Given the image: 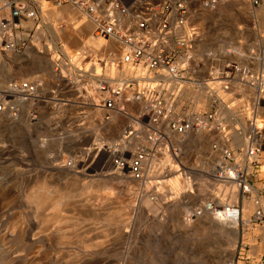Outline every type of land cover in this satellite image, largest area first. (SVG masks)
<instances>
[{
	"label": "rangeland",
	"instance_id": "obj_1",
	"mask_svg": "<svg viewBox=\"0 0 264 264\" xmlns=\"http://www.w3.org/2000/svg\"><path fill=\"white\" fill-rule=\"evenodd\" d=\"M4 1L0 0V5ZM65 7L67 6L54 8V10ZM254 9L256 13L252 16L246 13L245 10H235L233 17L229 16L225 19L217 20L213 30L217 34L220 33L218 34L219 42L216 44L219 49L218 52L215 50H204V55L197 54L200 59H203L204 63L201 72L217 65L218 62L228 57L231 60L230 63L239 64L242 68L248 70L253 77L258 76L259 79L254 81L252 86L244 82L246 78L244 80H235L231 84L232 91L228 94H220L217 91L216 94L219 97L221 95L223 101L217 106L210 105L209 100L205 97V88H202L197 93H192L188 89L189 85L187 82L183 83V89L175 108L177 117L187 112L186 104L188 99L194 97L199 102V105H194V111L217 112V118L211 122V129L203 127L193 129L191 131L195 133L193 137L191 135L186 136V134L181 136L172 135L167 141L162 140L152 146V143L146 139V129L138 117L139 113L142 112L141 104L125 103L123 109L127 112V115L113 113L112 118H115L116 125L111 126V128H105L104 131H101V135H97L96 138L101 143L118 147V144L112 142L111 138L116 134L118 128L128 126L129 130L132 131L127 138L129 144L126 148L121 149V146L118 148L121 151L125 150L126 154L127 151H133L137 146L150 148V154L147 157V161H145L144 180L131 178L127 170H116L110 160H108L107 153L98 154L94 158L93 154L90 153L92 151L88 152L86 148L90 143H93L92 141L90 142V138L95 137V134L91 135L92 130L88 128V124L80 125L79 123L90 119V112H87L83 106L88 108L92 105L77 106L72 102L62 101L61 99L69 100L67 98L68 95L62 90L56 89L55 96L59 100L53 101L48 105H41L38 108L39 114L35 121L28 120L26 114L21 115L18 120H14L4 113L6 117H9V120L3 121L4 123L0 122V150H4L2 157L9 158L12 164L5 168H0V185L2 184L7 189L11 188L16 201L11 206L13 207L12 210L3 215L5 210L3 205L5 203L0 200V228L4 230L3 239L0 240V247L4 244L7 248H14L16 245V232L23 224L28 227L27 231L29 229L32 233L38 231V220L33 204L26 202L23 197L25 192L31 191L39 185L40 181L38 179H44L48 186L50 183L52 185L50 187L51 191H55L57 188H64L67 183L76 181L78 186L91 185L95 189L93 185H98L104 188L105 191L108 190L110 192L109 202H112L114 206L117 205L127 209V213H130L127 215L129 218L124 223V226H129L128 229L126 227L122 230H116L113 225L108 224V248L111 250L104 255H99L97 258L98 260L106 258L107 263L97 262V264H227L229 257L224 254L227 251V244L228 246L230 245L228 247L229 252L232 251L234 253L233 260H238L239 264H247L244 258L248 256L251 263L255 264L264 249V226L252 224L247 226L244 231H241L238 227V239L233 243L232 234L226 236L217 233L208 224L205 226L206 230L203 233L196 231L193 227L197 223H201V221L198 220V216L190 217L192 213L185 221V228L179 225V220H177V215L185 208L188 210H190V207L198 208L197 204H199V201L200 203L208 204L209 201L217 199L218 205L221 206L219 201L226 203L224 201L226 197L229 201L235 202L237 200L235 186L233 188L232 183L226 184L222 180L212 177L214 176L212 170L215 165L222 162L220 157L222 154L221 150L225 148L239 149L240 147L248 146L251 139L253 141L260 140L261 136H252V133L249 132V127L253 122L264 126V123L261 122L264 120V98L257 100V97L264 96V67L262 66V57H264V0H261ZM1 13L6 15V12ZM65 15L68 14L64 12L62 16ZM76 15H80L79 11ZM45 20V14L42 11L38 24L46 22ZM200 23L201 19L198 18L197 25ZM205 25L208 28V24L205 23ZM57 27L60 31H64L66 24L63 25V29H60L59 24ZM198 27L206 35L203 28L200 25ZM24 36L25 47L20 52L14 51L12 48L4 49L0 47L1 82L8 76L9 80L6 81L7 83L13 79L30 80L41 77L45 78L47 82L59 83V78L53 76L54 66L51 67L49 63L51 61L53 64L56 62L64 75L66 72V66H64L66 62L65 53L71 56L72 63L78 66L77 55H75L78 49L75 50L76 48L71 43L66 45L60 40H56L48 25H44L41 29H36V24L31 22V28L28 29V32L26 30ZM238 44L244 49L242 51L245 53L244 57L233 53L225 54V51H230L237 47ZM212 45H209V47H213ZM93 54L97 55L95 52ZM97 57L99 56L97 55ZM99 58L107 57L102 55ZM214 59L218 61H213ZM95 60L93 59L92 61L96 72L100 73L101 71L104 76L111 75L114 76L115 80H119L118 78L122 74L129 78L132 75V69L130 68L129 73L122 71L124 66L121 70H118L116 68L117 61L112 66L107 58L105 61L109 62L110 67L107 65L103 67L102 63L98 64ZM81 66L88 68L89 64H81ZM71 69L73 71L74 67H71ZM200 75L203 76V72ZM184 76L187 77L186 73ZM260 76H262L261 79ZM1 82L0 87L7 84H1ZM261 88L263 89L262 92ZM258 89L260 92L257 91ZM92 92L91 88H88L87 94L91 95ZM71 99L75 100L74 98ZM255 103H259V105L255 107ZM72 105L75 108H72ZM59 108V114H51L52 111H57ZM100 115L102 116L100 118L104 120L103 110L100 111ZM115 127L118 128L116 129ZM69 131L77 135L81 134L76 143L66 141ZM244 137L247 139L246 141ZM57 138L60 140L65 139V143L59 146ZM213 144H216L220 151L218 149L212 151ZM106 148L104 147L105 151H107ZM60 152H62V155ZM200 154L205 160L208 159L207 157L214 159L210 160V168L208 170L201 168L202 166L199 165ZM70 159H73L74 163L67 167L64 162ZM60 162L62 165L59 164ZM84 162L86 165L81 170V164ZM166 164L176 166L177 170L174 174L179 175L181 186H184L186 182L193 184V190L199 197L198 203L195 202L196 199L188 200L183 205L185 206L184 209L175 210L172 213L170 201L172 197L176 196V193L169 190L167 181L160 182L165 173L160 174V177L156 174L163 171L166 172L168 169L165 168ZM256 169L257 177L253 180L255 191L252 192L251 196L239 198V201L241 200L239 206L242 211L244 202H252V196H255L257 191H260V198L264 200V152L260 153V161ZM260 187L263 188L261 189ZM74 199L76 197L68 200L74 201ZM262 205L264 207V201ZM252 206L248 213V221L244 224H249V217L255 208V204ZM181 217L183 219L185 214L183 213ZM65 223L67 226L61 230L56 228L59 224H54L57 226L48 228L37 244L27 248L31 254L30 257L36 256L33 262L19 261L18 263L53 264L57 257L61 259L57 264H64L69 256L68 253L74 250L77 251L80 247L75 243H55L56 234L78 232L94 234L99 231L97 228H89V225H85V223L81 224L84 227L77 229L70 228L73 222ZM125 229L127 230L125 231ZM241 241L246 242L248 245L243 247ZM239 252H241L240 255L238 254ZM221 256L223 257L221 258ZM239 256L243 258H238ZM86 262V259H83L78 264H85Z\"/></svg>",
	"mask_w": 264,
	"mask_h": 264
},
{
	"label": "built area",
	"instance_id": "obj_2",
	"mask_svg": "<svg viewBox=\"0 0 264 264\" xmlns=\"http://www.w3.org/2000/svg\"><path fill=\"white\" fill-rule=\"evenodd\" d=\"M222 1L227 0H5L0 5V47L12 48L17 52L24 49L25 40L17 42L15 34L20 28L19 20L29 19L38 27L43 4L46 9L61 6L76 8L82 18L92 24L93 37L114 39L120 45L122 52L116 68L121 70L125 64L132 69V75L120 82L114 76H104L101 71L97 73L93 59H97L96 63H102L103 67H110L109 62L105 61L107 58L100 59L88 49L75 52L79 67L65 53L66 72L63 75L56 62L54 71L74 84L85 78L82 82L83 89L93 88L95 93L90 105L102 108L104 120L110 121L113 113L127 115L123 109L125 103H140L142 112L138 117L146 129V139L153 146L159 141H167L172 135H187L193 129L202 127L211 129V122L218 116L216 111H194V105H199V102L192 97L186 104L187 112L177 117L175 108L184 82H187L192 93L205 88V97L210 105L217 106L223 102L221 95L219 97L216 94L217 91L228 94L232 91L231 84L235 80L246 78L244 82L252 86L259 79L234 62L221 69L216 65L211 66L202 71L203 76L200 75L204 63L195 51V44L201 38L197 20L201 9L215 10ZM247 1L254 8L261 0ZM1 12H6V15ZM81 64H89V67L85 68ZM71 67H74L73 71ZM185 73L187 77L184 76ZM55 93L54 88H46L43 78L10 80L7 85L0 87V113H6L14 120L26 114L28 120L35 121L41 105L59 100ZM258 105L259 103H255L254 106ZM261 122L264 123V120ZM258 130L261 135L259 141L251 139L246 147L221 150L222 162L214 166L212 177L226 184L232 183L237 200L231 202L225 197V209L218 205L217 199L209 201V210L224 214L231 212L232 217L242 214L239 198L251 196L255 191L253 180L257 177L256 167L260 161V153L264 152V128ZM104 144L107 143H102ZM217 149L220 151L213 144L212 151ZM93 150L91 153L94 158L98 154L107 153L108 160L116 170H127L135 180L145 179V161L150 148L137 146L133 151H127V154L125 150L121 151L110 145L107 151L104 147ZM73 161L70 159L64 163L70 167ZM259 194L260 191H257L252 196L255 208L250 214L249 224H238L241 231L252 224L264 226V207ZM192 216L197 217V214L192 213L190 217ZM241 245L246 247L248 244L241 241ZM244 260L247 264H253L248 256ZM237 262L239 264L238 260ZM255 264H264V249Z\"/></svg>",
	"mask_w": 264,
	"mask_h": 264
},
{
	"label": "bare ground",
	"instance_id": "obj_3",
	"mask_svg": "<svg viewBox=\"0 0 264 264\" xmlns=\"http://www.w3.org/2000/svg\"><path fill=\"white\" fill-rule=\"evenodd\" d=\"M45 7V5H44ZM75 9H71V11H74ZM235 10H245L246 13L249 15H255L256 11L255 9L251 6V4L247 0H227V1H222L219 6L216 8V10L213 9H201L199 18L201 19V23L198 24L200 25L201 28H203L204 33L200 31V41L195 44V51L198 54H203L204 50L205 51H210V50H215L218 52V47L217 43L218 41V34L214 30L211 31L210 28H214V25L216 21L220 19H225L226 17H233L235 14ZM76 11V10H75ZM224 11L226 12L224 14ZM77 12V11H76ZM237 13V12H236ZM251 18V17H250ZM208 24V28L207 25ZM204 26V27H203ZM78 27V25L73 26L69 32L68 38H74L78 41L76 42L77 47L80 46V40L84 37V41L86 44H89L90 46H93L96 50H105L108 45H112V47H116L115 43H112L109 39L105 40L102 38H93L90 35V28L91 25L85 29V33L82 35L83 31H75V29ZM206 28V31H205ZM206 36V37H205ZM205 37V38H203ZM75 40V41H76ZM213 45H212V44ZM118 45V44H117ZM208 45V46H207ZM209 45H212L213 47H209ZM118 51V47L115 49ZM244 49L241 47V45L238 44L237 47L231 49L230 51H225L226 53L230 54H235V55H240L242 57L245 56V53H243ZM122 50L115 53V57H119L118 59L120 60V55H121ZM234 56V55H233ZM232 56V57H233ZM263 58V67H264V57ZM8 59V58H7ZM116 59V58H115ZM113 59V60H115ZM233 59V58H232ZM1 60V59H0ZM118 60V61H119ZM230 58L229 60L224 59L223 61L221 60L218 62L216 65L217 68L221 69L228 63H230ZM262 64V63H261ZM123 72L129 73V67L127 65H123ZM126 75V74H125ZM128 75V74H127ZM26 78V77H25ZM121 78V77H120ZM116 80L123 82V80H126V78L129 77H123V79ZM9 78L6 76L4 80L1 82L2 83H7ZM7 85V84H6ZM262 85V84H260ZM259 85V86H260ZM4 86V85H3ZM261 87V86H260ZM264 88V87H263ZM262 89V88H261ZM260 92V90H257ZM263 89L261 90V92ZM264 98L263 97H257V100ZM101 109H92L90 110V119L86 122H80L79 124L82 125L84 123L88 124V128L92 130L91 135L94 133L95 137L92 139L90 138V142L92 141L93 143H90L89 146L86 148L88 152L93 151L92 149L94 148H102L104 147H109V145H102L101 141L98 140L96 137L101 133V131H104L105 128L116 125V120L104 124L103 120L100 118L102 117L100 115ZM60 108L56 111H52V113L59 114ZM97 118L95 120V118ZM9 117H6L4 113H0V122H5ZM3 122V123H4ZM134 126V125H133ZM116 128V127H115ZM118 128V127H117ZM116 128V129H117ZM133 128V127H132ZM264 128L263 125H260L258 123H251L249 127V132L252 133V136H257L260 137L261 135L258 134L259 130ZM113 129V127H112ZM72 131H69V134L66 136V141H70L72 143H76L78 137L81 135H77L74 132L71 133ZM132 132V131H131ZM130 130H128L127 126L120 127L116 130V134L111 138L112 142H116L118 144V147L121 146L123 148H126V146L129 144L128 143V136L131 133ZM81 133V132H80ZM129 133V134H128ZM195 134V133H193ZM193 134L191 137H193ZM101 135V134H100ZM81 137V136H80ZM91 137V136H90ZM252 138V137H251ZM245 141L247 140L244 137ZM254 139V138H253ZM59 146L64 144V140H60L59 138L56 139ZM185 140V139H183ZM66 142V143H67ZM70 143V144H72ZM96 145V146H95ZM106 148V149H107ZM62 155V152H60ZM91 153V152H90ZM4 155V150H0V168H5L9 165L12 164L11 160L7 157H2ZM209 155V154H208ZM3 159H2V158ZM208 159L205 160L203 159V156L200 154V166L203 169H209L210 168V157H207ZM204 160V162H203ZM198 163V162H197ZM61 164V162L59 163ZM62 165V164H61ZM86 163H82L81 167L83 170L85 167ZM165 168H168L167 171L160 172L157 174V176L160 177V174H164L162 180L160 181L161 183L167 181L169 190L174 191L176 193V196L172 197L171 199V206H172V213L175 212V210H182L184 209L188 200H193L196 199V203H198L199 197L197 196L195 190H193V184H190V182H186L184 186H181V181L179 179V175L174 174L176 172V166H172L170 164H166ZM170 176V177H168ZM217 176V175H216ZM39 185L36 186L33 190L27 191L24 194V200L26 202H29L33 204V208L35 210L36 218L38 220V226L36 232L32 233V231L29 229L27 231L28 227L23 224L18 231L16 232V245L14 248H7L3 244L2 247H0V264H19V261H30L33 262L36 256L30 257L31 254L28 251V247L33 246L38 243L40 237L44 235L46 230L51 227H55L57 225L54 224H59L56 228L58 230H61L62 228L66 227L67 224L65 222H73L72 225H70V228H82L81 224L89 225V228H97L99 229L98 232H95L94 234L90 233H58L56 234V241L55 243L57 244H71L75 243L77 246L80 248L71 253H68L69 256L66 259V262L64 264H78L80 263L83 259H86L87 264H97V262L100 263H107L106 258H102L98 260L99 255H104L108 253L111 249L108 248L109 246V226L108 224H111L114 226L116 230H122L123 228L128 229L129 226H124V223L127 221L129 217H127V209L121 208L117 205H113L112 202H109V195L110 192L107 190L105 191L104 188H101L98 185H93V187L90 186H78L76 184V181H71L69 184L64 186V188H57L55 191H51L50 187L52 186L49 183V186L46 185V181L44 179H38ZM43 183V184H41ZM2 185V184H1ZM0 185V200L4 201L3 209L4 214L6 215L9 210H12L13 207H11L16 199L13 193V190L11 188L7 189L3 187V185ZM234 188V185H232ZM178 191V192H176ZM232 191H234L232 189ZM159 194V193H158ZM214 196V194H211ZM216 196V195H215ZM214 196V197H215ZM74 201L68 200L69 198H75ZM217 197V196H216ZM262 200V199H261ZM207 203V202H205ZM220 207H223L225 209L226 204L223 201H219ZM263 203V202H262ZM254 205L253 202H244V209L242 211V214L238 217H232L231 212L229 213H222L217 210L211 211L208 208V204H203L200 203L197 204L196 209L190 207L188 209L185 208L179 215H177V220H179V225H181L183 228H185V221L187 217L190 215V213H196L198 216V220L201 221V223H197L196 226L193 228L196 229V231L199 232H204L206 230V225L208 224L209 227L216 231L217 233H220L222 235L228 236L229 234H232V242L235 243L238 239V224L240 222L242 223H247L248 221V213L250 209ZM183 206V207H182ZM198 209V211H197ZM185 214V217L182 219L181 215ZM65 225H64V224ZM91 224H93L91 226ZM181 227V228H182ZM1 229V228H0ZM125 229V231L127 230ZM193 229V230H194ZM2 230V232H1ZM0 230V240L3 239V229ZM222 240V239H221ZM219 241V240H218ZM219 243V242H218ZM226 245V243H225ZM228 247L230 245L226 246V253H224L226 256L228 255L229 259L227 260V264H236L238 263L236 260H233V255L232 251L229 252ZM225 250V249H224ZM76 251V252H75ZM223 251V250H222ZM224 252V251H223ZM222 253V252H221ZM220 253V255H222ZM219 254V253H218ZM223 254V255H224ZM217 256V255H216ZM212 257V256H211ZM218 257V256H217ZM223 256H221L222 258ZM219 259V258H218ZM61 259L57 258L54 260L53 264H57ZM220 261V260H219ZM85 263V264H86Z\"/></svg>",
	"mask_w": 264,
	"mask_h": 264
},
{
	"label": "crops",
	"instance_id": "obj_4",
	"mask_svg": "<svg viewBox=\"0 0 264 264\" xmlns=\"http://www.w3.org/2000/svg\"><path fill=\"white\" fill-rule=\"evenodd\" d=\"M70 9H69V8ZM71 9H75L74 11H71ZM42 11H43V14H45V18H46V22H43L41 23L38 27L36 26V29L38 28H42L44 25H48L49 27V30L52 34H54L56 40H60L61 42H63L64 44H73L74 47L76 48L75 50H83V49H90V51L92 52H95L99 57H102V55H105L111 62V65L113 66L115 64V61L118 62V58L114 56V54L119 51L122 50L120 48V45H117L118 43L114 40V39H109L112 43H115L116 47H112V45H108V47L103 50L101 48V50H96L95 48H93V46H90L89 44H86L85 41H84V37L82 38V40H80V46L81 47H77L76 45V42L78 43V41L74 38H68V35H69V32L70 29L75 26V25H78V27L75 29V31H83L82 35L85 33V29L87 28L86 26L88 25V27L91 25V28H90V35H91V31H92V24L86 20H84L80 15H76L78 14V10L74 7H71V6H67L65 8H62V9H55L54 8H49V9H46L44 6H42ZM256 11V10H255ZM64 12H66L68 15H65V16H62V14H64ZM60 18V19H59ZM58 19H59V22H58ZM31 20L29 19H20L19 20V23H20V28H18L19 30H16L15 34L17 36V42H20V40H23L24 39V35L26 34V30L28 32V29L31 28ZM35 24V23H34ZM60 25V29H63V25L66 24V29L64 31H60L57 27V25ZM43 25V26H42ZM72 30V29H71ZM211 31H213L212 28H210ZM28 35V33H27ZM92 36V35H91ZM93 37V36H92ZM93 38H96V37H93ZM76 40V41H75ZM16 42V43H17ZM118 47V51L116 50L115 52V49ZM110 51H113V52H110ZM92 52V53H93ZM116 58V59H115ZM115 59V60H113ZM226 60H229V58H225ZM49 65L51 67L54 66V64L52 63H49ZM123 71V70H122ZM121 71V73H122ZM124 74L121 75V79H123V76ZM54 77H58L60 82L59 83H54L53 81H48L45 79L46 81V88L50 90H52L53 88L56 90H62L64 91V93H66L68 95V99L69 100H66V99H61L62 101H65V102H72L74 104H76L77 106H82V105H90V102H91V97H94L95 96V93L93 91V88L91 89V91H93L90 94H87L88 93V90H84L83 89V85H82V82L85 80V78H83L82 80L78 81L77 83H72V81L70 80H67V79H62V77L59 76V74L57 72L54 71V74H53ZM58 87V88H57ZM48 89V90H49ZM69 92V93H68ZM71 98H74L75 100L71 99ZM72 108H75L73 105L71 106ZM83 108H86V111L89 112L90 110L92 111V109H101L102 108H99V107H94L93 105L91 107H86V106H83ZM129 115V114H128ZM97 118H95L96 120ZM115 121V118H112V120L110 121H106V120H103L104 124H108V123H111ZM128 125V124H127ZM128 128V126H127ZM129 130V128H128ZM194 133V132H193ZM192 132L190 134H187L188 136L189 135H192L193 134ZM186 135V136H187ZM194 140V139H193ZM192 140V142H193ZM264 200H262L263 202Z\"/></svg>",
	"mask_w": 264,
	"mask_h": 264
}]
</instances>
